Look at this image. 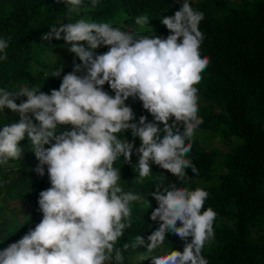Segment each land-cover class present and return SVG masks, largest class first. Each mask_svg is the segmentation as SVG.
<instances>
[{"label": "clouds", "instance_id": "obj_1", "mask_svg": "<svg viewBox=\"0 0 264 264\" xmlns=\"http://www.w3.org/2000/svg\"><path fill=\"white\" fill-rule=\"evenodd\" d=\"M60 2L69 18L82 11V0ZM97 3L91 0L92 7ZM149 19L142 14L134 21L143 27ZM204 19L203 12L183 0L179 11L161 21L169 32L166 38L87 17L50 27L40 37L41 41L63 39L80 64L74 63L59 89L50 93L27 86L16 92L0 88V114L7 108L19 115L18 122L0 129V165L20 159L19 145L27 137L38 161L35 171L43 177L46 166L50 183L37 201L41 221L0 250V264H123L125 252L145 245L144 238L135 235L116 246L132 226L131 203L142 199L124 191L120 169L113 166L120 157L132 166L134 142L119 137L130 131L133 139L140 140L135 149L138 183L152 175V164L176 176L182 185L189 182L185 169L199 175L187 155L203 124L196 85L210 64L200 53ZM10 40L0 38V62L8 60ZM102 46L108 51L96 54ZM62 71L60 67L52 77L60 78ZM105 84L114 95L103 90ZM15 98L26 100L17 104ZM129 98L142 103L151 122L145 116L133 122L135 114L125 103ZM65 126L71 130H61ZM151 195L158 206L150 219L159 221V228L147 237V252L161 247L166 233L183 242L182 252L152 256L151 264H209L202 250L215 238L217 217L211 207L204 208L209 193L159 183Z\"/></svg>", "mask_w": 264, "mask_h": 264}, {"label": "trees", "instance_id": "obj_2", "mask_svg": "<svg viewBox=\"0 0 264 264\" xmlns=\"http://www.w3.org/2000/svg\"><path fill=\"white\" fill-rule=\"evenodd\" d=\"M182 2L98 0L96 7H92L91 0H82L80 14L69 18L66 5L60 0H0V38L11 37L8 60L0 62V88L16 92L27 86L50 93L59 89L63 75L73 70L74 63L80 64L74 60V54H66L68 46H64L63 39L41 41L50 27L87 17L140 35L150 36L153 31L166 38L169 32L161 21L179 11ZM189 3L205 15L200 24L205 34L200 53L210 59L202 81L196 85L198 115L203 119L198 129L204 141L193 140L187 155L199 175L185 169L189 182L182 185L176 176L158 169L155 177L138 183L135 164L139 157L135 149L140 140L133 139L130 131L121 134L119 138L134 142L132 166L124 164L123 157L113 166L120 169L124 191L139 194L142 199L130 205L132 226L116 246L131 241L135 235L146 242L135 251L125 252L123 264H139L145 262L143 257L183 251V242L171 233L165 234L164 244L153 252H147L146 247L147 237L159 228V221L150 219L158 206L151 193L159 183L164 187L176 183L178 187L202 188L209 193L204 208L211 207L217 213L213 225L215 238L202 250L209 264H264V0ZM142 14L150 17L143 27L134 21ZM60 67L61 77H52ZM103 90L114 95L107 84ZM22 100L26 98H15L17 104ZM125 103L135 114L133 122L138 123L141 116L147 117L146 122L152 121L138 99L129 98ZM18 121L19 115L5 108L0 114V129ZM61 130L71 128L65 126ZM19 146L23 149L20 159L0 165V250L17 242L41 221L39 193L50 187L46 166L43 177L35 171L38 161L27 137Z\"/></svg>", "mask_w": 264, "mask_h": 264}, {"label": "rangeland", "instance_id": "obj_3", "mask_svg": "<svg viewBox=\"0 0 264 264\" xmlns=\"http://www.w3.org/2000/svg\"><path fill=\"white\" fill-rule=\"evenodd\" d=\"M196 1H201V0H196ZM133 30L134 31H139V28H133ZM85 46H87L86 44H84ZM103 47V46H102ZM96 51V54H103V52L105 51V52H107L108 51V48H106V47H104V50L102 51V49L101 48H99V49H96L95 50ZM102 52V53H101ZM66 54H70V52L67 50V53ZM74 60H78L79 61V59L77 58V57H75L74 58ZM80 63V62H79ZM197 134H198V137H197V135L195 134V136H194V138H193V140H198L199 142H201V143H203V137H201V130L200 129H197ZM216 141H218L219 142V138L218 137H216ZM139 148V147H138ZM136 162H138V160L136 161ZM158 169H161V168H159V166H157V165H155V164H152L151 165V170H152V175L150 176V177H155V170H158ZM166 171V170H165ZM167 172V171H166ZM167 173H169V172H167ZM134 203H136L135 201L134 202H132L131 203V205H133ZM156 255H158V254H156ZM153 256H155V255H153ZM150 257H152V256H149V257H143V260L144 259H146L145 260V262L144 261H142L141 263H139V264H143V263H146V264H151V261L149 260V258ZM139 259H142V257H138Z\"/></svg>", "mask_w": 264, "mask_h": 264}]
</instances>
